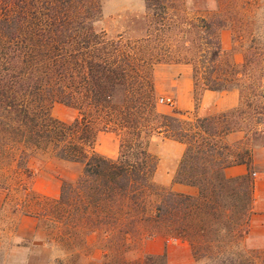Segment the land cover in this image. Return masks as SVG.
<instances>
[{
	"label": "trees",
	"instance_id": "trees-1",
	"mask_svg": "<svg viewBox=\"0 0 264 264\" xmlns=\"http://www.w3.org/2000/svg\"><path fill=\"white\" fill-rule=\"evenodd\" d=\"M144 1L147 10H157V0ZM102 2L0 0V165L14 163L30 175L27 160L41 152L81 164L77 178L62 182L51 199L54 218L67 230L63 242L81 243L102 231L108 246H121L132 234H164L189 243L193 264H255L246 243L253 171L224 173L229 165L249 164L252 145L224 140L232 131L230 111L185 119L180 111L157 110L142 60L93 28ZM207 42L204 85L223 90L212 75L220 41L215 35ZM55 100L76 115L67 121L51 116ZM101 130L118 137L115 157L95 150ZM152 130L184 144L173 182L195 186L196 195L153 180ZM263 130H252L251 139ZM108 252L99 264H167L165 253L136 262Z\"/></svg>",
	"mask_w": 264,
	"mask_h": 264
},
{
	"label": "rangeland",
	"instance_id": "rangeland-1",
	"mask_svg": "<svg viewBox=\"0 0 264 264\" xmlns=\"http://www.w3.org/2000/svg\"><path fill=\"white\" fill-rule=\"evenodd\" d=\"M157 5V10H147L144 0H103L102 14L93 28L108 41H120L125 53L142 60L155 85L157 110L180 111L185 119L230 111L232 131L224 140L250 144L259 150L264 145V132L251 138L252 130L264 129V0H157ZM215 35L220 41V56L212 75L225 89L208 95L204 94L203 71L209 65L203 54L209 55L212 47L207 41ZM161 96L171 97L173 105L158 102ZM231 103L234 105L228 106ZM192 105V109L186 108ZM49 112L65 121L76 115L75 109L56 100L50 104ZM257 118L261 121L257 122ZM147 139L148 149L159 164L167 149V138L152 130ZM94 147L115 157L118 137L101 130ZM27 165L30 175L14 163L0 165V238L5 250L16 240L24 241L14 234L18 215L26 214L37 221L29 241L35 245L29 264H99L105 249L109 255L119 254L131 261L143 258L146 253L141 243L150 237H143L142 232L132 234L121 246H108L102 231L94 240L88 234L81 243L72 237V243L61 241V234L67 230L61 219L54 218L51 199H55L58 189L53 184L73 182L81 164L41 152L30 156ZM153 179L163 186L157 176ZM253 255L255 264L263 263V253L255 250ZM0 264H7L4 251H0Z\"/></svg>",
	"mask_w": 264,
	"mask_h": 264
},
{
	"label": "crops",
	"instance_id": "crops-1",
	"mask_svg": "<svg viewBox=\"0 0 264 264\" xmlns=\"http://www.w3.org/2000/svg\"><path fill=\"white\" fill-rule=\"evenodd\" d=\"M217 92L218 91L206 88L204 94H216ZM233 105L234 104L231 103L228 106ZM215 106L217 110L220 109L218 107V101L215 103ZM186 108L192 109L193 105L187 106ZM166 144L167 149L163 152L162 157L160 156L161 158L159 164L157 163L154 177L157 176L161 185L167 186V188L175 192L196 195L197 188L195 186L173 182V176L184 151V144L168 138ZM261 155H264V145L261 146L259 150L251 148V161L249 164L240 163L229 165L225 167L224 173L228 177H238L250 171L256 172L255 177H252L253 200L248 215L246 243L249 248L259 251V254L263 253L264 256V169L261 168V166L264 165V159H259ZM158 169L160 170L159 173ZM53 185L54 189H56V186L58 189V192L55 190L54 195V198H57L59 195L58 193H60L59 189H61V185L60 183H55ZM1 201L2 198H0V206ZM36 222L35 217L31 215L19 214L16 224L17 229L14 235L19 237L20 240L24 239V241L20 242L16 240L5 247V250L3 248L2 239L0 238V251L5 252V261L7 264H29L31 262V258H33V247H35V245L34 243H29V241L35 231ZM89 236L94 240L97 233H90ZM141 247L144 250L143 253L146 254L165 253L167 264H193L194 262L190 245L183 239L168 242L167 236L155 235L145 239L141 243ZM102 252L105 251L102 250ZM262 264H264V260Z\"/></svg>",
	"mask_w": 264,
	"mask_h": 264
},
{
	"label": "built area",
	"instance_id": "built-area-1",
	"mask_svg": "<svg viewBox=\"0 0 264 264\" xmlns=\"http://www.w3.org/2000/svg\"><path fill=\"white\" fill-rule=\"evenodd\" d=\"M157 101L160 102V103L167 104V105H169V106H172V105H173V99H172L171 97H169V96H165V97L161 96V97H158ZM255 175H256V172L253 171V172L251 173V176H252V177H255ZM176 240H178V239H176V238H167V241H168V242H169V241L174 242V241H176Z\"/></svg>",
	"mask_w": 264,
	"mask_h": 264
}]
</instances>
